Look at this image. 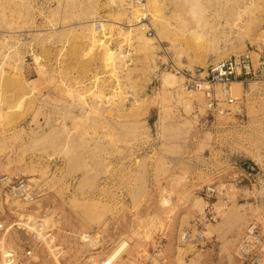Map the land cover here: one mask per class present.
Here are the masks:
<instances>
[{"label": "rangeland", "instance_id": "rangeland-1", "mask_svg": "<svg viewBox=\"0 0 264 264\" xmlns=\"http://www.w3.org/2000/svg\"><path fill=\"white\" fill-rule=\"evenodd\" d=\"M36 1L0 0V175L36 188L0 190V264L100 263L122 241L112 264H243L249 222L264 235V94L232 84L242 115L214 117L171 64L264 48V0Z\"/></svg>", "mask_w": 264, "mask_h": 264}, {"label": "built area", "instance_id": "built-area-1", "mask_svg": "<svg viewBox=\"0 0 264 264\" xmlns=\"http://www.w3.org/2000/svg\"><path fill=\"white\" fill-rule=\"evenodd\" d=\"M58 0H37L41 14H46L49 7ZM145 0H126L130 6H144ZM145 19V16H143ZM101 21L97 20L96 26L101 28ZM147 25V23H144ZM147 32L152 34V27L148 26ZM127 54H124L126 57ZM32 61H36V54L31 55ZM28 59L26 56L25 60ZM172 69L184 78V86L190 90H203L205 104L209 113L216 117L218 113L232 114V109L228 106L236 105L241 98L232 92V84L235 81L242 84L257 83L264 94V48L255 50H245L227 57L212 61L206 68L198 70H187L183 67L171 64ZM226 104L227 106H224ZM235 113V114H234ZM234 116L242 115L239 109L235 110ZM242 121V120H241ZM256 165L254 164L255 170ZM252 173H249V176ZM33 178L22 175H0V190L8 196L18 197L23 200H33L36 197V188ZM223 190V189H222ZM209 195H221L222 192L216 185L206 186ZM4 224L0 222V228ZM35 236L39 235L35 232ZM182 241L186 242L192 238L190 229L182 233ZM205 230L197 229L194 235L195 240H203ZM162 247L158 246V256L161 255ZM31 254V251H28ZM237 256L243 264H264V235L261 227L255 221H250L246 231L237 247ZM19 260L14 250H8L4 254L3 264H16ZM158 264H166L164 258H160Z\"/></svg>", "mask_w": 264, "mask_h": 264}, {"label": "crops", "instance_id": "crops-1", "mask_svg": "<svg viewBox=\"0 0 264 264\" xmlns=\"http://www.w3.org/2000/svg\"><path fill=\"white\" fill-rule=\"evenodd\" d=\"M254 164H256L255 162L253 163L252 161H248V164L246 165V166H242L243 168L244 167H247L248 169H249V173H252V172H250V171H252L253 169H254ZM239 166V165H238ZM235 167V166H234ZM241 167V168H242ZM223 168V167H222ZM217 169V168H215V166L214 165H207L206 166V170H207V172L210 174V173H212L211 175L212 176H215V178H216V180L219 182L221 179H222V177H219L220 176V172L221 171H223V169ZM213 172L215 173V174H213ZM238 173V172H237ZM236 174V173H235ZM234 174V175H235ZM234 178V177H233ZM234 180H236L235 178H234ZM217 188L219 189V190H221V192H222V194L224 193V188H221L222 186L218 183L217 185ZM221 186V187H220ZM223 189V190H222ZM209 211H212L211 213H215V215L216 216H218L219 215V210H217L215 207L214 208H211ZM208 223H206V225H207ZM157 263V262H156Z\"/></svg>", "mask_w": 264, "mask_h": 264}, {"label": "bare ground", "instance_id": "bare-ground-1", "mask_svg": "<svg viewBox=\"0 0 264 264\" xmlns=\"http://www.w3.org/2000/svg\"><path fill=\"white\" fill-rule=\"evenodd\" d=\"M143 26V25H142ZM234 87H236L237 89H241V82H234L233 83ZM233 92V91H232ZM121 242V241H120ZM129 244V243H128ZM127 246V242L126 241H122L109 255L108 258L101 261L100 263L95 262L94 264H112L114 262V260H116L121 252L125 249V247ZM5 254V253H4ZM117 261V260H116Z\"/></svg>", "mask_w": 264, "mask_h": 264}]
</instances>
